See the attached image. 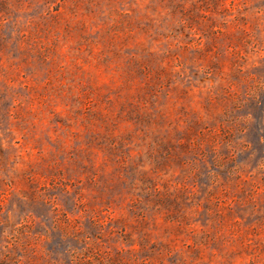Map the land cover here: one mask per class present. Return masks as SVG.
<instances>
[{
    "label": "rangeland",
    "instance_id": "374dc122",
    "mask_svg": "<svg viewBox=\"0 0 264 264\" xmlns=\"http://www.w3.org/2000/svg\"><path fill=\"white\" fill-rule=\"evenodd\" d=\"M0 264H264V0H0Z\"/></svg>",
    "mask_w": 264,
    "mask_h": 264
}]
</instances>
